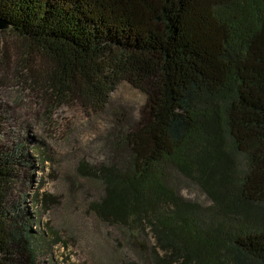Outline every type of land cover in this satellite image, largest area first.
<instances>
[{"label": "trees", "instance_id": "obj_1", "mask_svg": "<svg viewBox=\"0 0 264 264\" xmlns=\"http://www.w3.org/2000/svg\"><path fill=\"white\" fill-rule=\"evenodd\" d=\"M0 16V63L53 100L103 110L122 80L146 95L88 169L103 220L148 227L154 264H264V0H0ZM15 161L0 149V264H35L47 233L5 210ZM165 164L211 204L183 199Z\"/></svg>", "mask_w": 264, "mask_h": 264}, {"label": "rangeland", "instance_id": "obj_2", "mask_svg": "<svg viewBox=\"0 0 264 264\" xmlns=\"http://www.w3.org/2000/svg\"><path fill=\"white\" fill-rule=\"evenodd\" d=\"M17 69L0 63V149L17 160L5 210L9 216L29 210L41 224L39 233H47L35 264H154L155 239L148 227L110 223L98 215L93 204L102 194V182L88 171L110 159L105 143L119 126L132 125L146 95L122 80L102 110L80 95L53 100L18 77ZM164 168L168 184L183 199L211 204L174 164ZM37 193L55 201L37 204Z\"/></svg>", "mask_w": 264, "mask_h": 264}, {"label": "water", "instance_id": "obj_3", "mask_svg": "<svg viewBox=\"0 0 264 264\" xmlns=\"http://www.w3.org/2000/svg\"><path fill=\"white\" fill-rule=\"evenodd\" d=\"M10 24L8 21L4 20L1 16H0V31L4 30V29H8L10 28Z\"/></svg>", "mask_w": 264, "mask_h": 264}]
</instances>
